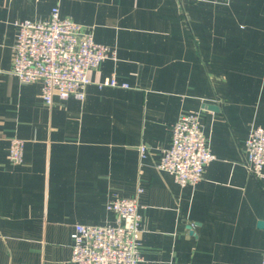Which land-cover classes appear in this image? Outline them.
<instances>
[{"label":"crops","instance_id":"obj_1","mask_svg":"<svg viewBox=\"0 0 264 264\" xmlns=\"http://www.w3.org/2000/svg\"><path fill=\"white\" fill-rule=\"evenodd\" d=\"M53 5L115 55L88 70L83 100L47 105L40 80L12 74V45L17 21ZM109 77L130 87L100 84ZM189 112L214 159L181 187L155 164ZM252 126L264 127V0H0V264H76L74 225L115 223L107 201L139 187L138 264H260ZM14 136L25 140L21 164L7 156Z\"/></svg>","mask_w":264,"mask_h":264},{"label":"built area","instance_id":"obj_2","mask_svg":"<svg viewBox=\"0 0 264 264\" xmlns=\"http://www.w3.org/2000/svg\"><path fill=\"white\" fill-rule=\"evenodd\" d=\"M17 33L12 45L11 72L20 83L41 81V99L47 105L54 98L74 97L83 100L90 82L88 70L96 68L115 51L105 43L95 41L90 31L68 16H61L57 5L41 20L23 19L16 22ZM106 86L129 88L109 77L100 83ZM25 140L11 137L8 159L13 164L23 161ZM248 172L255 179H264V127L252 126L245 140ZM147 145H138L142 161ZM214 159L202 131L198 112L182 113L171 126L169 144L155 166L168 172L181 187L195 185L204 167ZM137 188L134 197L114 196L106 203V210L116 219L113 224L74 225L71 233V257L76 264H138L140 254V223ZM260 264H264V250Z\"/></svg>","mask_w":264,"mask_h":264},{"label":"water","instance_id":"obj_3","mask_svg":"<svg viewBox=\"0 0 264 264\" xmlns=\"http://www.w3.org/2000/svg\"><path fill=\"white\" fill-rule=\"evenodd\" d=\"M207 107L210 108V109H215V110H217V107L214 106V105H212V104H207ZM257 227H258V228H261V229H264V220H259V221L257 222Z\"/></svg>","mask_w":264,"mask_h":264}]
</instances>
